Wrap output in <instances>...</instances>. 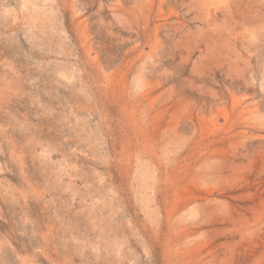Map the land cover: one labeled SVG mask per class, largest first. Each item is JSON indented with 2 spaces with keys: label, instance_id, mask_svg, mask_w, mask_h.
<instances>
[{
  "label": "rangeland",
  "instance_id": "374dc122",
  "mask_svg": "<svg viewBox=\"0 0 264 264\" xmlns=\"http://www.w3.org/2000/svg\"><path fill=\"white\" fill-rule=\"evenodd\" d=\"M0 264H264V0H0Z\"/></svg>",
  "mask_w": 264,
  "mask_h": 264
}]
</instances>
